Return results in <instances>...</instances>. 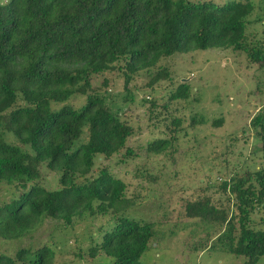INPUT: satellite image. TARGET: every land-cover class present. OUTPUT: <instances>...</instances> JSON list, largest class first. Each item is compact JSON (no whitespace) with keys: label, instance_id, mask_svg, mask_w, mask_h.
Segmentation results:
<instances>
[{"label":"trees","instance_id":"16d2710c","mask_svg":"<svg viewBox=\"0 0 264 264\" xmlns=\"http://www.w3.org/2000/svg\"><path fill=\"white\" fill-rule=\"evenodd\" d=\"M261 11L256 0L223 5L10 0L0 5V187L6 184L16 192L0 205V239L21 241L48 220L72 229L77 221L112 217L113 228L88 249L89 257L104 254L115 264H142L144 254L159 246L156 227L125 218L139 198L130 197L128 185L108 168H97L122 152L135 156L128 142L136 128L101 94L109 81L95 87L94 78L118 71L129 91L136 76L146 72L153 86L170 78L166 69L154 73L163 60L208 50L244 53L264 70V41L249 34L263 19L250 18ZM190 96L189 84L182 83L170 101ZM75 97L84 98L81 106L70 104ZM157 105L151 104L150 120ZM182 125L174 118L173 135ZM251 128L264 156V106ZM170 147L171 140L159 139L147 153L160 156ZM43 166L58 175L57 188L43 187ZM220 191L225 199L217 203L206 195L186 202L185 217L214 223L220 242L243 264H264V230L252 222L264 210V166L224 183ZM56 256L49 244L22 247L14 256L0 254V264H56Z\"/></svg>","mask_w":264,"mask_h":264},{"label":"rangeland","instance_id":"374dc122","mask_svg":"<svg viewBox=\"0 0 264 264\" xmlns=\"http://www.w3.org/2000/svg\"><path fill=\"white\" fill-rule=\"evenodd\" d=\"M194 1L223 5L235 0ZM8 2L0 0V5ZM256 2L262 11L250 19H263L254 23L249 34L264 41V0ZM161 69L169 72V79L149 86L151 77L142 72L129 91L124 89V79L118 71L94 78L95 87L109 81V87L102 88L101 94L114 112L136 128L128 142L135 156L128 158L122 152L97 168H108L128 185L130 197L139 198L137 205L123 216L156 227L159 246L154 244L144 254L142 264H243V258L231 255L220 242L221 232L214 223L190 220L184 210L186 202L205 195L213 203L224 200L220 191L224 183L264 166L261 143L251 128L253 117L264 106V70L250 63L244 53L233 50L176 55L163 60L154 73ZM182 83L189 84L190 99L171 102L172 93ZM153 101L158 107L150 120ZM83 102L84 98L75 97L70 104L79 107ZM165 105L167 109L163 108ZM174 118L183 123L181 132L175 135ZM194 119L199 124L192 126ZM159 139L171 140L172 147L160 156L147 153L148 146ZM42 173L43 187H58L57 174L45 166ZM149 177L157 181L151 182ZM15 193L14 188L3 184L0 205L8 203ZM252 219L255 226L262 225L260 229L264 230V210L257 211ZM112 222V217H94L77 221L68 229L48 220L21 241L0 239V254L14 256L22 247L49 244L57 252L56 264H115L104 254L96 259L88 254V249L101 243L104 233L111 231Z\"/></svg>","mask_w":264,"mask_h":264}]
</instances>
